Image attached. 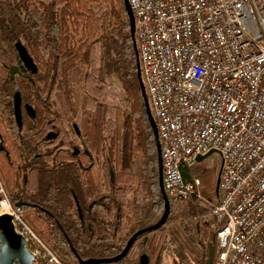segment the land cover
Listing matches in <instances>:
<instances>
[{"label":"trees","instance_id":"16d2710c","mask_svg":"<svg viewBox=\"0 0 264 264\" xmlns=\"http://www.w3.org/2000/svg\"><path fill=\"white\" fill-rule=\"evenodd\" d=\"M0 144L12 204L26 200L24 221L63 264L114 257L160 220L158 151L123 0H0ZM76 149L83 153L75 156ZM92 156L102 174L90 167ZM182 173L199 178L200 191L171 207L156 231H169L161 248L152 232L117 264H137L140 253L158 258L156 264H170L171 257L176 264H206L210 248L216 252L222 225L211 215L219 168L195 165Z\"/></svg>","mask_w":264,"mask_h":264},{"label":"built area","instance_id":"2783aa9c","mask_svg":"<svg viewBox=\"0 0 264 264\" xmlns=\"http://www.w3.org/2000/svg\"><path fill=\"white\" fill-rule=\"evenodd\" d=\"M171 202L199 194L197 157L221 155L211 264H264V0H129ZM38 260L63 264L24 221L0 173V217Z\"/></svg>","mask_w":264,"mask_h":264},{"label":"water","instance_id":"95a60500","mask_svg":"<svg viewBox=\"0 0 264 264\" xmlns=\"http://www.w3.org/2000/svg\"><path fill=\"white\" fill-rule=\"evenodd\" d=\"M123 1L125 3L126 9L129 15L130 33H131V37L134 43V48H135V52L137 56L138 79L140 82L142 94H143L146 109H147V114L149 117V121L152 127V131H153L156 146H157L158 157H159V184H160L162 195L165 200V210H164L162 217L157 223L136 232L129 239L124 250L117 256L110 257V258H100V259L91 258L88 260L79 259L80 264H114V263H119L123 261L128 256L134 244L140 238L152 232L158 231L160 228H162L163 225H165L170 215V212H171V203L167 197V194L165 192L164 185H163V159H162V149H161L158 128H157V125H156V122H155V119H154V116H153V113H152V110L149 104V100L147 97V93H146V89H145V85H144V81L142 77L141 63L139 59V52H138L137 40H136L135 17L131 9L129 0H123ZM17 48H18L19 54L26 68L35 73L37 71V66L34 64L27 50L22 45H18ZM26 108H27L28 114L32 118H34L35 112L32 109V107L27 106ZM15 114H16L17 120H21L20 101L16 103ZM0 149H2V147H0ZM215 152L219 153V151L212 150L206 155L198 156L197 162H201L205 160L206 158H208ZM220 180H221V168H220V171L218 173V178H217V185H216L217 195L219 194ZM17 206L21 207L23 206V203H18ZM0 247H1L0 248V264H34V262L37 260V256L34 253H32L27 247V242H26L25 237L16 232L15 225L13 223V217L10 215H3L0 217ZM214 255H215V250L212 247L209 250L208 259H207L206 264H211L214 258Z\"/></svg>","mask_w":264,"mask_h":264},{"label":"rangeland","instance_id":"374dc122","mask_svg":"<svg viewBox=\"0 0 264 264\" xmlns=\"http://www.w3.org/2000/svg\"><path fill=\"white\" fill-rule=\"evenodd\" d=\"M221 160H222L221 159V155L219 153H216L215 152L211 156H209L208 158H206L205 160H203L201 162H197L196 165L198 167H209V166H213V165L216 164L218 166V168H219V171H220V168H221ZM3 181H4V179H3ZM7 190H8V188H7ZM8 194H9V191H8ZM9 197H10V194H9ZM10 199H11V197H10ZM179 204H180V202L179 203L171 202V207L174 208V207L178 206ZM211 218H213L212 215H211ZM177 225L180 226V227L182 226V219H180L178 221ZM168 232H169L168 230L167 231H161V232L159 231V232H157L155 234L150 235V238H153L154 236L157 235L158 238H159V244L158 245H159V248H161L162 242H163L164 238L168 235ZM180 250L182 251L183 254L186 255V257L188 258V260H190L191 262H198L199 261V258L198 257L192 256L189 253H187L186 251H183L182 249H180ZM172 258L173 257L168 258L167 259V262L170 263V264H176L177 262H173Z\"/></svg>","mask_w":264,"mask_h":264},{"label":"flooded vegetation","instance_id":"af4514ba","mask_svg":"<svg viewBox=\"0 0 264 264\" xmlns=\"http://www.w3.org/2000/svg\"><path fill=\"white\" fill-rule=\"evenodd\" d=\"M27 109V108H26ZM0 147H2V149H0V151H3L4 150V146L2 145V144H0ZM81 153H83L81 150H78V149H76L75 150V156H79ZM84 154H86V155H88V153H87V151H84ZM92 159H93V164H91V168H95V170L96 171H98V173L100 172L101 174L103 173L102 172V165H100V164H98L97 163V159H96V156H95V158L92 156ZM25 182L26 181H23V180H21L20 181V184L21 185H24L25 184ZM18 196H16V199L18 200ZM18 203H23V204H25L26 203V200L24 199V198H21V199H19L18 200ZM104 215H106V216H108V215H110V214H104ZM57 216H60V215H57ZM156 232V231H155ZM161 232V231H160ZM157 233V232H156ZM151 234V233H150ZM150 236V235H149ZM1 248V247H0ZM132 250H133V248L131 249V251L129 252V254H128V256L124 259V260H126L127 258H129V256H130V254H131V252H132ZM176 256H177V254H175ZM117 256V255H116ZM136 262H137V264H156L157 263V261H158V258H155V259H149V258H146L142 253H140L138 256H136ZM172 260H173V262H176V260L175 259H173L172 258ZM38 262V258H37V260L34 262V264H39V263H37ZM114 264H117V263H114Z\"/></svg>","mask_w":264,"mask_h":264}]
</instances>
